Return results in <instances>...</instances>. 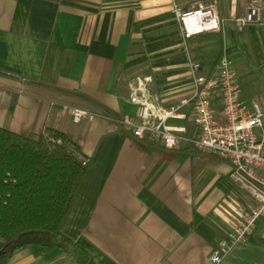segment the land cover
<instances>
[{"label":"crops","instance_id":"obj_1","mask_svg":"<svg viewBox=\"0 0 264 264\" xmlns=\"http://www.w3.org/2000/svg\"><path fill=\"white\" fill-rule=\"evenodd\" d=\"M197 1L0 0V127L23 135L49 128L80 147L87 167L61 233L95 264H209L216 241L251 204L227 162L186 141L167 150L138 140L116 123L133 115L129 81L149 76L160 105H177L191 91L190 62L216 75L222 49L241 99L264 106L254 96L264 93V25L236 30L247 0H202L217 2L221 32L184 41L174 9ZM69 107L93 117L72 123ZM180 112L168 123L190 138V107ZM262 239L260 221L220 264H264ZM37 251L28 246L7 264H75L69 250Z\"/></svg>","mask_w":264,"mask_h":264},{"label":"built area","instance_id":"obj_2","mask_svg":"<svg viewBox=\"0 0 264 264\" xmlns=\"http://www.w3.org/2000/svg\"><path fill=\"white\" fill-rule=\"evenodd\" d=\"M217 2H195L186 11L174 9L184 41L204 33H219L222 25ZM249 25H264V0H247L244 13L234 20L237 31ZM201 65L189 64L191 91L177 105L162 107L159 98L151 95L149 76L128 82L127 102L133 115H125L116 123L132 137L161 144L171 150L182 141L197 152L210 154L230 165V181L251 201L247 210L237 213V220L220 237L209 255V264H220L236 246L245 245L257 222L264 223V106L256 100L241 99V87L228 57L223 54L217 63L216 75L200 74ZM189 106L193 123L192 137H184L186 129L169 120L184 118L182 107ZM66 112L78 124L93 115L83 109L69 107ZM82 164L86 165L85 159Z\"/></svg>","mask_w":264,"mask_h":264},{"label":"trees","instance_id":"obj_3","mask_svg":"<svg viewBox=\"0 0 264 264\" xmlns=\"http://www.w3.org/2000/svg\"><path fill=\"white\" fill-rule=\"evenodd\" d=\"M80 154L59 131L23 135L0 127V264L28 246L38 255L66 249L75 264H95L61 233L87 167Z\"/></svg>","mask_w":264,"mask_h":264},{"label":"rangeland","instance_id":"obj_4","mask_svg":"<svg viewBox=\"0 0 264 264\" xmlns=\"http://www.w3.org/2000/svg\"><path fill=\"white\" fill-rule=\"evenodd\" d=\"M223 54H225V55L228 57L227 51H226L225 49H222L221 54L219 55L218 59H219ZM194 61H198V60H194ZM199 63H200V62H199ZM200 65H201V63H200ZM200 74L204 75V74L202 73L201 69H200ZM245 75H246V70H245V67L242 66V79H244V80H245ZM140 78H141V77H140ZM242 82H244V81L242 80ZM253 84H254V83H253ZM257 85H258V84H257ZM258 86H260V82H259V85H258ZM247 87L249 88L250 86L247 85ZM254 96H255V97H259V98H261V97L264 98V93H263V91H261L260 88H258V89L254 92ZM259 135H260L261 137L264 138V127H263L261 130H259ZM261 244H262V246L264 247V239L261 240Z\"/></svg>","mask_w":264,"mask_h":264}]
</instances>
